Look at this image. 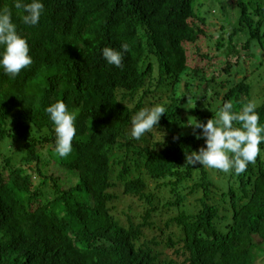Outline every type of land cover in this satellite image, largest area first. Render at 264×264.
Listing matches in <instances>:
<instances>
[{"label": "trees", "instance_id": "trees-1", "mask_svg": "<svg viewBox=\"0 0 264 264\" xmlns=\"http://www.w3.org/2000/svg\"><path fill=\"white\" fill-rule=\"evenodd\" d=\"M218 1L0 0V264H264V2Z\"/></svg>", "mask_w": 264, "mask_h": 264}, {"label": "rangeland", "instance_id": "rangeland-1", "mask_svg": "<svg viewBox=\"0 0 264 264\" xmlns=\"http://www.w3.org/2000/svg\"><path fill=\"white\" fill-rule=\"evenodd\" d=\"M228 0H225V2H227ZM246 2L248 1H251V0H244ZM254 5L256 4H262L264 2V0H252ZM199 2V6L201 7L202 4H204L206 2V0H198ZM219 4V1L218 0H215V1H212V0H209L208 2L205 3V6L204 8H201L202 12L205 13L206 11L205 10H209L207 12V14L209 16L212 15V11H213V14H218L219 11L218 9L216 8V6H218ZM214 19V20H212ZM209 22V27L208 28H214L216 26H219V24L221 23L220 19L217 17V16H213L211 17V19L208 20ZM219 23V24H218ZM214 26V27H213ZM203 43V42H202ZM210 49L212 52L220 55L218 58H220V63L219 64H224L226 61H227V56H226V53L223 52L222 50H218L217 47L215 46V43H213V45H209ZM217 51V52H216ZM259 50H257V53H258ZM246 58L245 56H243V59ZM246 62L247 65H245L243 63V65H239V68L243 71H246L247 73L249 74H252L253 72V67L251 66L252 64H255L256 62L254 60H251L250 57H247L246 58ZM234 72L236 71V68L233 70ZM236 78V73L233 74V76H231V82L234 81V79ZM264 78V76H263ZM202 91V89L200 90V92ZM264 97V95H263ZM154 106H150L148 105L147 106V110L150 112V113H155V109H156V106L153 108ZM142 123L141 124H136L133 126L132 128V133L131 135L134 136L136 133H138V131L144 127V122H145V119L142 117ZM148 137V136H147ZM49 168V167H48ZM77 174L76 173H71V175L69 177H66L64 179V181H66L67 183L64 185L65 187H69L71 185V183H73L74 181H76L77 179ZM114 192H116L119 196V198L117 199L116 201V204H117V207H118V212L119 214L123 211V210H127V212H130V214L132 215L133 219L135 222L139 221V217L138 214L143 210V206L140 205V202L138 199H135V198H132L130 196H126L124 193H123V185H122V182H118L117 183V186L114 187ZM127 200V202L125 203V201ZM129 204H132L133 206V209L130 211L129 208H128V205ZM137 215V216H136ZM123 219H127V216H125V218ZM264 243H262L260 240H259V243L256 244L255 248H254V253L256 255V259L257 261H262L263 259V255H264Z\"/></svg>", "mask_w": 264, "mask_h": 264}]
</instances>
